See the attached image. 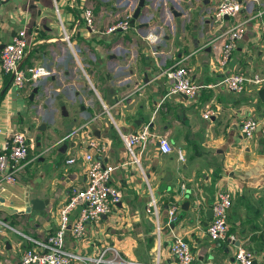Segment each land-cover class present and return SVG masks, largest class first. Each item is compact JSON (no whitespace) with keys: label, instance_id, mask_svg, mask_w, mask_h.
Segmentation results:
<instances>
[{"label":"crops","instance_id":"obj_1","mask_svg":"<svg viewBox=\"0 0 264 264\" xmlns=\"http://www.w3.org/2000/svg\"><path fill=\"white\" fill-rule=\"evenodd\" d=\"M138 1L0 3V50L16 30L25 29L23 63L44 64L53 71L33 92L35 87L17 90L0 70V96L10 84L0 98V151L14 128L29 126L31 138L25 165L14 184L0 188V198L18 211L28 197L49 201L31 216L0 210V218L13 228H0V264H19L22 251L30 247L25 236L43 238L56 230L58 210L69 191L86 182L83 155L89 135L105 148L104 162L122 164L111 177L121 200L110 213L89 222L82 239L67 233L68 250L88 257L103 254L104 260L118 264H177L170 246L178 235L194 254L191 264H233L237 245L253 252L252 264H264V136L259 126L248 140L239 131L244 117L264 120V100L257 94L264 86V33L256 19L248 20L229 60L219 66L209 42L231 24L228 17L212 18L220 0H145L133 26L130 22L126 31L105 32L133 7L132 20ZM238 1L241 18L257 10L264 18V0ZM86 5L93 8L94 31L81 20ZM61 24L75 54L62 38ZM151 30L158 36L153 44L144 38ZM178 61L195 83L204 85L195 100L168 92L172 84L163 71ZM233 73L260 82L247 81L242 91L230 92L221 81ZM207 106L213 110L209 119L202 117ZM114 123L126 132L150 124L154 133L167 135L174 150L161 153L152 140L137 149L140 167L129 163ZM70 158L75 162L68 163ZM221 189L231 192L232 242L212 241L206 234L208 211ZM149 190L158 200L160 230L145 210ZM173 201L180 207L169 222L167 209Z\"/></svg>","mask_w":264,"mask_h":264},{"label":"built area","instance_id":"obj_2","mask_svg":"<svg viewBox=\"0 0 264 264\" xmlns=\"http://www.w3.org/2000/svg\"><path fill=\"white\" fill-rule=\"evenodd\" d=\"M8 0H0L5 3ZM138 5V4H137ZM240 3L238 0H220L214 11L212 18L214 21H222L225 17L231 19L230 27L223 33L209 42L213 52V58L217 65L224 66L230 58L236 42L241 39L246 30L248 20L256 19L258 28L264 33L263 11L257 10L255 13L248 12L246 18H241ZM133 7L121 18L118 17L105 32L111 33L117 30L126 31L130 27ZM57 16L58 8L55 7ZM81 20L90 30H95V15L92 6H84L81 12ZM63 39L70 46L73 54L74 49L70 44V35L64 30ZM145 40L153 44L158 40L155 30H151L145 35ZM28 42L25 29L16 30L0 50V70L4 75L11 77V86L17 90L32 88L39 82L53 74L44 64H24ZM178 61L163 71L164 76L172 84L169 94H184L187 98L195 100L204 85H199L191 78L190 70ZM83 70V67L80 66ZM251 81L259 83L257 78L248 79L242 73H233L225 76L221 84L230 92H240L244 89L245 83ZM104 109L106 107L104 106ZM211 106H207L202 113V117L209 119L213 114ZM118 136L131 157L129 163H134L140 167V158L137 149L141 151L146 145L155 140L161 153H171L174 148L167 135L156 134L151 130L150 124H146L135 131H122L114 123ZM260 127V132L264 136V120L260 121L252 116H247L239 121V131L245 140L252 138L256 127ZM1 132V128H0ZM76 132V130L74 131ZM28 129L14 128L7 133L6 140L0 151V188L4 184H14L17 173L23 168L27 161L29 141ZM89 135V134H88ZM87 151L83 155L86 171V182L81 187L72 188L65 202L58 210V226L53 233L47 234L43 238H33L25 236L30 247L25 248L19 259V264H118L116 259L104 260L103 254L96 257L80 255L65 247V236L69 233L74 239H82L86 235V226L89 222L98 221L102 215L111 212L113 207L121 200V192L112 185L111 177L113 172L122 164H109L104 162L101 154L105 148L90 135L86 140ZM179 162L184 161L182 150H176ZM75 158L67 160L68 163L75 162ZM184 189V186H181ZM231 204V192L229 189H221L217 192L212 205V217L206 226V234L212 241L226 240L234 241V236L229 235L228 211ZM179 203L173 201L167 209L168 221L175 219V214L179 209ZM145 210L153 216L156 222V229L160 230L158 222L159 204L155 195L149 190V198L146 202ZM76 211L73 218L71 214ZM0 228L13 229L5 220L0 218ZM170 250L175 257L177 264H191L194 254L188 242L182 237L175 235L172 239ZM253 252L242 245H237L233 253V264H252Z\"/></svg>","mask_w":264,"mask_h":264},{"label":"water","instance_id":"obj_3","mask_svg":"<svg viewBox=\"0 0 264 264\" xmlns=\"http://www.w3.org/2000/svg\"><path fill=\"white\" fill-rule=\"evenodd\" d=\"M144 5H145V0H139L138 1V5H137V7L135 9V12L133 14V18L131 20V25L132 26H133L134 19L139 14V11H140L141 7H143ZM11 77H10V81H11ZM8 85L6 86V88L8 87ZM6 88L1 90V94L4 93ZM36 91H37V87L33 88V92H36ZM257 94H258V97L261 100H264V86H262L261 88L258 89ZM32 95L33 94L31 93L30 94V98H32ZM157 145H158V143H157ZM26 200L27 201H26V206H25L24 210L23 211H18L17 209H10L7 206H4L3 203L5 202V198H0V202L2 203L0 205V210H5V211L10 212V213H19V214H24L25 213V214L31 216L35 212L39 213V212L43 211L45 205L48 204V202H49L48 199H40V198H37V197H33V198L28 197ZM188 205H189V202L184 200V202L182 203V208L184 210H187L188 209ZM208 215L210 216V218L212 217V210L211 209L208 211Z\"/></svg>","mask_w":264,"mask_h":264},{"label":"trees","instance_id":"obj_4","mask_svg":"<svg viewBox=\"0 0 264 264\" xmlns=\"http://www.w3.org/2000/svg\"><path fill=\"white\" fill-rule=\"evenodd\" d=\"M7 76H8V75H7ZM9 79H10V76H8V80H7V82L9 81ZM5 84H7V83H5ZM9 85H10V84H9ZM9 85H8V87H9ZM8 87H7V88H8ZM7 88H6V90H7ZM6 90H5V91H6ZM5 91H4V93H5ZM4 93H3V94H4ZM3 94H2V96H3ZM2 96H0V98H1Z\"/></svg>","mask_w":264,"mask_h":264},{"label":"rangeland","instance_id":"obj_5","mask_svg":"<svg viewBox=\"0 0 264 264\" xmlns=\"http://www.w3.org/2000/svg\"><path fill=\"white\" fill-rule=\"evenodd\" d=\"M56 121H57V118H56ZM29 127V126H28ZM28 127L26 126L25 128H27L28 129ZM49 128H51V126L49 127ZM31 129V128H30ZM49 132V131H48ZM48 132H46V133H48Z\"/></svg>","mask_w":264,"mask_h":264}]
</instances>
